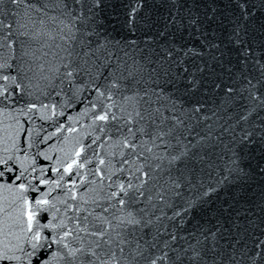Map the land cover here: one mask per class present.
I'll return each instance as SVG.
<instances>
[{
    "label": "water",
    "instance_id": "95a60500",
    "mask_svg": "<svg viewBox=\"0 0 264 264\" xmlns=\"http://www.w3.org/2000/svg\"><path fill=\"white\" fill-rule=\"evenodd\" d=\"M0 21V249L19 258L0 264H264V0H23L0 5ZM137 101L169 118L199 102L219 138L169 173L144 160L163 146L121 144L115 125ZM102 109L118 119L103 127ZM129 182L143 195L121 209L111 193ZM129 213L141 223H122Z\"/></svg>",
    "mask_w": 264,
    "mask_h": 264
},
{
    "label": "snow or ice",
    "instance_id": "6c2138e0",
    "mask_svg": "<svg viewBox=\"0 0 264 264\" xmlns=\"http://www.w3.org/2000/svg\"><path fill=\"white\" fill-rule=\"evenodd\" d=\"M103 2V0H94V5L99 7V5ZM6 3H11L17 7L23 3V0H0V5H6ZM76 3H81V0H76ZM137 3H142V0H137ZM136 7L133 6L129 11V23H132L136 20ZM0 23H3L0 21ZM7 27L11 28V25H7ZM188 54V53H186ZM172 53L169 52L168 56H171ZM79 66L75 67L71 64L65 66V75L68 77H72L74 74H79L78 72ZM187 69H185L186 71ZM5 80L8 79L7 76L4 77ZM193 88H195L198 84V81L195 80V77L190 81ZM121 87L120 82L118 80H112L109 82V91L111 89H119ZM128 91H134L133 96H125V100H133L139 96V90H133L131 84L126 86ZM233 91L232 88L226 89V92L231 93ZM100 95H104L103 92ZM145 95L147 93L145 92ZM255 98V97H254ZM107 99L111 100L112 96L109 95ZM143 99V97H140ZM145 104H148V107L139 106V101H137L138 106L134 108L133 112H128L127 116L121 117L124 121L123 125H115L117 131L120 132L121 136H123V140L121 144L125 148H135V147H144V145L137 144L136 138L139 136L140 138L147 137L149 142L152 144L154 148H160L163 146L167 155H160L157 153H153L151 148H148L147 151L151 153V156H145L144 160L148 161L150 158L154 157L157 160L161 161V164L165 166V170L171 173L173 170L177 172H181L184 169H188L190 164H194L196 162V158L198 154L202 150H206L209 147H213V138H219L213 132L212 123H209L212 120V115H215V112L212 115H209L208 112L202 111L205 107L204 105L197 102L195 105H192L187 111L181 109L183 116L173 115L170 118L164 117L160 114L159 108H152L149 101H145ZM264 104V100L261 101ZM35 107V105H32ZM95 119L97 121L104 122L103 127H107L108 124L116 121L118 118L115 113L109 114L106 110H101L100 114H97ZM242 120L248 119L247 116H242ZM168 121L167 126H165V122ZM189 122H192V126L189 127ZM203 125V128L206 131L201 134V132L197 131V128ZM103 127L101 130H103ZM126 129V132L124 131ZM223 131H227L228 129L221 126ZM132 136L133 139L129 140L128 137ZM191 136L192 139H188ZM198 137V139H197ZM251 134L246 133L242 136L241 142H251L250 140ZM187 140V143L185 141ZM189 145H192V148H189ZM171 146L173 151L168 152V148ZM77 155H80L78 152ZM203 159V157H201ZM166 162V164H165ZM101 164H104V160H100ZM72 165H68L66 171L71 172ZM11 171V169H9ZM152 166L148 165L147 170L143 171L142 177L138 176L137 180H141L142 183L146 182L148 178L151 177ZM4 173L0 171V177H2ZM23 175V174H21ZM101 177L103 178V173H101ZM188 177H186L187 179ZM17 180H20V176L16 177ZM42 184L46 183V181L41 180ZM174 187L178 188L180 186V178L179 176L173 181ZM142 186V184H141ZM19 189L21 193L26 190V185L22 182L19 184ZM120 188V192H112L111 196L117 199V203L120 205L121 209L127 208L133 204L134 201L138 199V195L142 196L143 193L139 191L136 186H134L131 182L128 183L127 189H132L133 191H128L125 189L124 184H120L118 186ZM20 199L22 200V210L21 216L27 217L26 230L27 232L32 233V240L39 242L41 240V234L39 231L33 230L34 223V214L31 210V203L26 198L21 195ZM37 205H47L48 201L44 199H38L35 201ZM129 217H131V213H129ZM126 222L128 225L136 226L141 223L140 220L131 217L126 221H122V223ZM107 230H102L100 233L101 238L103 235H107ZM67 235V233H66ZM96 235V233H93ZM38 245L36 243L32 244L33 249H35ZM65 247H68L65 245ZM83 252L84 249L73 250L71 248L68 249L67 257L69 259H75L76 252ZM91 255L95 256V252L89 250ZM199 257V253H196L191 257L193 261L197 260ZM13 259H19L15 256H9L7 251L0 249V262L11 261ZM152 264H155V260L152 261Z\"/></svg>",
    "mask_w": 264,
    "mask_h": 264
}]
</instances>
